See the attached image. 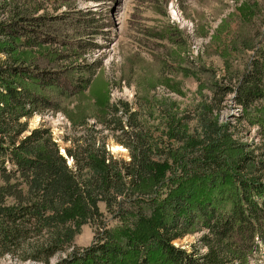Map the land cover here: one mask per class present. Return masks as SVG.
Returning a JSON list of instances; mask_svg holds the SVG:
<instances>
[{
    "label": "trees",
    "instance_id": "trees-1",
    "mask_svg": "<svg viewBox=\"0 0 264 264\" xmlns=\"http://www.w3.org/2000/svg\"><path fill=\"white\" fill-rule=\"evenodd\" d=\"M53 2L0 0V258L38 264H264V14L258 3L248 0L242 8L248 34L238 37L240 47L215 51L226 72L232 55L251 52L241 71L219 79L210 68L191 69L184 58L181 63L170 56L199 82L195 103L181 107L161 98L155 104L139 96L132 110L123 101L87 97L103 112L96 123L120 132L116 141L128 150L126 161L98 143L92 125L88 137L69 139L62 152L48 129L23 135L32 115L67 111L64 104L86 92L97 69L62 66L83 53L80 44L69 55L51 48L71 44L57 36L59 15L47 6ZM173 32L148 28L146 34L164 46L177 41ZM228 98L241 108L237 125L220 119ZM65 113L73 128L88 126L91 115ZM147 116L157 125L145 130ZM241 122L257 127L258 143L237 137ZM87 224L95 229L94 241L76 247ZM200 233L190 252L174 244Z\"/></svg>",
    "mask_w": 264,
    "mask_h": 264
},
{
    "label": "rangeland",
    "instance_id": "rangeland-1",
    "mask_svg": "<svg viewBox=\"0 0 264 264\" xmlns=\"http://www.w3.org/2000/svg\"><path fill=\"white\" fill-rule=\"evenodd\" d=\"M54 1V2H53ZM248 0H52L49 11L59 15L60 23L58 35L67 39L70 48L65 46H51L58 52L66 55L77 52L74 47L81 46L83 56L78 61L75 57L62 62V66L74 64H97L90 87L78 98L64 104L67 111L60 110L52 113L41 112L32 115L27 121L29 131L43 127L48 129L55 139H58L60 151L70 147L69 139L84 136L88 137L87 129L92 125L98 133L95 135L98 143H104L107 151L115 159L128 160V150L116 141L119 131L111 126L96 123L102 111L90 106L93 101L87 97L102 96L108 98L111 104L123 101L130 104L132 110L138 109L136 100L140 97L158 104L161 98H170L181 107L195 103V92L199 82L193 76H187L175 67L173 57L188 67L205 66L216 71V77H229L232 73L242 70V65L252 55L251 52L231 56L229 72H226L223 60L216 54L228 47H240L238 37L248 34L246 24H243L248 15L242 12ZM258 3L259 13L264 14V0H253ZM53 12L52 9H55ZM262 8V9H261ZM52 10V11H51ZM230 22L223 30L219 29L225 19ZM251 18V17H250ZM257 19V17H253ZM253 21V20H252ZM260 20H257L259 22ZM242 23L241 26L239 24ZM148 28L173 30L172 37L177 41L174 44L161 46L159 42L147 38ZM93 37V46L90 49L89 39ZM182 43H181V42ZM182 44V45H181ZM185 47V49L176 47ZM73 47V48H71ZM98 47V48H95ZM74 51V52H73ZM78 52V53H80ZM84 57V58H83ZM167 83L170 87L167 86ZM59 84L65 87L63 79ZM140 96V97H139ZM147 105H144L146 109ZM78 115L84 112L89 116L86 128L71 126L68 115ZM238 108L234 101L228 98L221 121H228L237 125ZM121 112H119L120 114ZM148 113V109H146ZM118 114V115H119ZM123 118V117H122ZM125 120V118L123 119ZM25 121L23 118L21 122ZM145 130L151 125H157V120L150 123L149 117L143 118ZM111 128L113 130H111ZM237 128V137L244 142H259L260 136L257 127L248 126L241 122ZM68 139L67 142L63 139ZM119 146L124 152H113L112 148ZM100 209L104 210L103 205ZM95 229L87 224L82 227L80 234L75 238L76 247H85L94 241ZM200 234L187 235L174 241L176 246L191 251V246L199 244ZM201 252L204 249H200ZM71 249L68 250V252ZM59 255L58 257L64 256ZM54 262L57 260L55 257ZM30 261H20L18 258L5 255L0 258V264H30ZM38 264V263H33ZM250 264H262L251 261Z\"/></svg>",
    "mask_w": 264,
    "mask_h": 264
},
{
    "label": "bare ground",
    "instance_id": "bare-ground-1",
    "mask_svg": "<svg viewBox=\"0 0 264 264\" xmlns=\"http://www.w3.org/2000/svg\"><path fill=\"white\" fill-rule=\"evenodd\" d=\"M112 151L113 152H116V153H120V152H124V150L121 148V147H119V146H114L113 148H112ZM125 153V152H124Z\"/></svg>",
    "mask_w": 264,
    "mask_h": 264
},
{
    "label": "water",
    "instance_id": "water-1",
    "mask_svg": "<svg viewBox=\"0 0 264 264\" xmlns=\"http://www.w3.org/2000/svg\"><path fill=\"white\" fill-rule=\"evenodd\" d=\"M30 264H33V263H30Z\"/></svg>",
    "mask_w": 264,
    "mask_h": 264
}]
</instances>
